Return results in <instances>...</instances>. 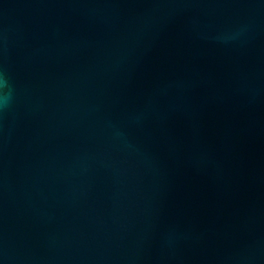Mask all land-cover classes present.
Masks as SVG:
<instances>
[{
  "label": "water",
  "instance_id": "1",
  "mask_svg": "<svg viewBox=\"0 0 264 264\" xmlns=\"http://www.w3.org/2000/svg\"><path fill=\"white\" fill-rule=\"evenodd\" d=\"M0 264H264V0H0Z\"/></svg>",
  "mask_w": 264,
  "mask_h": 264
},
{
  "label": "clouds",
  "instance_id": "2",
  "mask_svg": "<svg viewBox=\"0 0 264 264\" xmlns=\"http://www.w3.org/2000/svg\"><path fill=\"white\" fill-rule=\"evenodd\" d=\"M4 83V85L6 86V82H3Z\"/></svg>",
  "mask_w": 264,
  "mask_h": 264
}]
</instances>
